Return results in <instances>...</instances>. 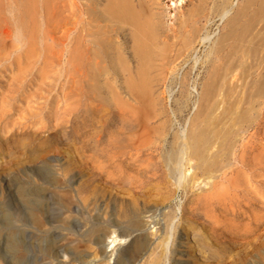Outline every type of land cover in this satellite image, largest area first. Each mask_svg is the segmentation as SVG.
<instances>
[{
  "label": "rangeland",
  "instance_id": "1",
  "mask_svg": "<svg viewBox=\"0 0 264 264\" xmlns=\"http://www.w3.org/2000/svg\"><path fill=\"white\" fill-rule=\"evenodd\" d=\"M25 1L0 0V264H13L14 253L7 241L9 232L17 226H21L23 245L28 247L23 250L22 264L44 263L42 251L35 245L36 239L22 214L25 208L18 203L15 185L18 180H27L30 167L49 157L57 158L65 167L60 172L61 185H67L65 175L75 174L74 186L81 183L84 186L78 213L61 207L64 216L73 214L67 220L68 229L75 232L71 223L78 225V221L87 226L97 221L108 222V236L114 230L123 240L107 252L111 258L109 264H118L121 254L127 256L137 234L127 235L121 226L112 223L117 217L115 212L125 203L142 212L149 224L144 233L152 235L148 250L137 259V264H147L151 253L160 256L158 264H264V100L258 99L249 120L235 123V116L247 106L245 94L240 93L237 109H232L231 120L227 121L235 124L231 127L224 123L230 132L227 138L233 144L227 150L224 167L214 172L212 179L192 159L183 168L185 180H178L180 169L171 172L163 158L169 147H173L174 137L182 132L186 135L190 129L204 71L200 62L209 43L224 31L225 20L218 17L212 20L208 27L211 39L206 48L198 47L200 62L190 74L189 102L177 110L175 99L181 86L179 82L173 83L169 92L161 96L159 106L167 111L170 121L164 126L162 120H152L150 127L155 134L146 137L148 142L144 138L139 145L137 139L117 133L120 127L116 129L119 124L111 117L115 111L112 100L108 99L106 87L94 89L89 65L86 75L81 76L77 57L80 33L83 23L88 26L87 16L81 14L84 0H36V5L32 0L37 8L30 14L22 6ZM153 1L165 26L176 24L178 15L194 3L193 0ZM243 1L234 0L228 15ZM19 19L25 25L22 36L17 38ZM29 33H33L31 40ZM191 66L192 62L183 65L179 75L190 71ZM236 77V80L229 77L225 88L239 82L236 90L245 91L239 88L241 81ZM224 124L218 126L225 128ZM160 131H164L162 136ZM193 175H196L195 183L189 186L186 178ZM42 203L45 214L55 215L56 219V197L44 198ZM18 211H21L20 221L16 216ZM53 231L58 238L50 239L51 251L55 255L68 254L73 248V234L62 229ZM162 237L169 238L167 251L160 247ZM79 250L87 255L83 246Z\"/></svg>",
  "mask_w": 264,
  "mask_h": 264
},
{
  "label": "bare ground",
  "instance_id": "2",
  "mask_svg": "<svg viewBox=\"0 0 264 264\" xmlns=\"http://www.w3.org/2000/svg\"><path fill=\"white\" fill-rule=\"evenodd\" d=\"M34 1L36 5V0ZM193 2L189 10L178 15L176 24L165 26L161 13L154 8L153 0H84L81 14L87 16L85 21L89 29L82 24L80 52L77 56L81 76L86 75V67L89 65L94 89L106 87L108 99L112 100L115 109L111 115L112 120L119 124L116 129L120 127L117 133L128 136V139H137L141 145L144 138L155 134L153 127H150L152 120H162L161 125L164 126L170 121L167 111L159 106L162 95L169 92L168 89L173 83L179 82L181 86L180 95L175 99L177 110L180 111L182 106L189 102L190 74L194 65L200 62L198 47L206 48L211 39L208 30L210 22L216 17L225 20L224 31L209 43L205 49L204 60L201 59L200 62L204 64V71L196 113L190 120V129L188 128L186 135L182 132L174 137L175 147L172 144L173 147H169L170 150L163 157L171 172L172 169H180L178 180L187 176L183 168L192 159L197 161L196 167L202 169L206 177H215L214 172L224 167L227 150L231 149L233 144V140L227 138L230 132L224 123L231 120L229 114L233 115L232 109H237L240 93L245 94L244 103L247 106L244 104L246 107L239 116H235L236 119L233 117L235 123L249 120L252 116L250 111L258 105V99L264 100V0H244L234 8L231 15L228 14L233 8L234 0ZM34 3L32 0H26L22 6L30 14L31 11L36 12L37 6L34 8ZM24 25L22 19L17 20V38L22 36ZM30 33L29 36L33 35ZM88 35L90 39H87ZM31 38L33 39L32 36L29 39ZM190 62V71H183L179 75L183 65ZM236 75L241 81L239 88L243 87L245 91L236 90L239 82H234L233 85L231 83L232 86L225 88L227 79L234 77L236 80ZM220 105L225 108L222 107V111L216 114ZM227 107L232 112L228 113ZM218 124H224L223 127L228 129L220 128ZM232 124L230 122L229 126ZM163 132L160 131L159 135L162 136ZM216 143L218 148L213 152ZM62 164L57 158L49 157L46 161L30 167L27 180H18L15 185L18 203L25 208L22 214L26 216L29 232L36 239L35 245L42 251L43 264H109L111 258L107 252L122 239L114 234V230H111L108 236V222L97 221L87 226V223L78 221V225L71 223L75 232L72 233V230L68 229L70 223L67 220L70 216L73 217V214L64 216L65 211L61 207L71 213H78L80 199L84 197V186L82 183L74 186L75 174L65 175L67 185H61L60 172L65 168ZM195 179L196 175H193L183 182L191 186ZM53 196L56 197L54 208L58 211L56 219L53 217L55 215L48 217L42 206L44 198L51 199ZM95 197L99 198L96 195ZM20 212L16 213L18 221L22 220ZM141 213L128 203L115 212L117 217L112 223L121 226L127 235L137 233L128 248L127 256H118V264H137V259L148 250L149 237L152 235L144 233L149 224ZM56 229L67 230L74 236L71 241L73 248L68 254L63 252L55 255L51 251L50 239L52 241V238H58L53 231ZM21 230V226H17L8 234L7 245L14 253L13 264H22L23 250H28V247L23 245ZM162 239L160 247L163 251L169 238ZM81 244L87 255L80 253ZM159 262L160 256L151 253L147 264Z\"/></svg>",
  "mask_w": 264,
  "mask_h": 264
}]
</instances>
